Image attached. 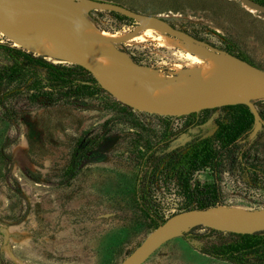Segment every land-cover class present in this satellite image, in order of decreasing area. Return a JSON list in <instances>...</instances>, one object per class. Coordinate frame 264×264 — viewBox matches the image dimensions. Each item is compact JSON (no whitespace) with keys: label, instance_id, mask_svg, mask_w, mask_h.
Here are the masks:
<instances>
[{"label":"rangeland","instance_id":"rangeland-1","mask_svg":"<svg viewBox=\"0 0 264 264\" xmlns=\"http://www.w3.org/2000/svg\"><path fill=\"white\" fill-rule=\"evenodd\" d=\"M97 1L151 17L264 72V14L238 0ZM79 15L97 33L125 34L110 43L108 53L141 66L147 76L168 78L174 66L186 69L197 54L134 40L136 33L147 30L134 19L92 9ZM0 45L16 47L1 34ZM45 56L54 64L75 65L66 55ZM211 58L202 67L195 64L192 73L219 63ZM0 64H8L2 50ZM124 69L114 77L141 80L138 72ZM142 89L148 95L147 81ZM174 90L180 94L177 87ZM248 98L255 107V123L247 107L238 102L169 117L131 109L100 89L73 103L18 117V138L9 148L2 144L15 135L14 128L0 117V264H121L151 231L178 211L177 201L171 203L175 198L171 192L154 194L168 202L159 221L140 210L133 189L142 156L151 151L156 157L183 147L194 137H209L219 121L237 112L245 111L251 120L240 142L246 148L242 163L264 176V97ZM165 139L170 141L164 143ZM74 159L79 162L78 172L68 178L66 168ZM194 180L208 183L211 177L202 171ZM225 181V205L220 207L235 210V215L264 209V184L233 189ZM174 233L143 264H234L212 256L220 245L234 240L228 233L205 228Z\"/></svg>","mask_w":264,"mask_h":264},{"label":"trees","instance_id":"trees-1","mask_svg":"<svg viewBox=\"0 0 264 264\" xmlns=\"http://www.w3.org/2000/svg\"><path fill=\"white\" fill-rule=\"evenodd\" d=\"M0 50L8 58V64H0V117L12 125L15 132L2 147L9 148L17 140L18 117L36 109L73 103L100 90L89 73L77 65L54 64L45 56L27 53L17 47L0 45ZM236 106L244 108L243 105ZM250 126V118L245 111H240L234 117L219 121L209 137H194L183 147L156 157L151 151L144 154L133 189L140 210L153 221H159L168 202L155 198L156 193L171 192L175 197L171 203L176 200L177 212H180L224 206L226 179L233 189L240 185L246 189L252 185L262 186V173L242 163L246 148L245 143L240 142ZM238 162L240 167L235 169ZM78 166L79 162L72 160L66 168L68 178L77 174ZM202 171L209 173L210 182L194 180V176ZM198 228L203 227L191 229ZM229 235L234 240L220 245L212 256L234 264L250 261L264 264V230L251 235Z\"/></svg>","mask_w":264,"mask_h":264},{"label":"water","instance_id":"water-1","mask_svg":"<svg viewBox=\"0 0 264 264\" xmlns=\"http://www.w3.org/2000/svg\"><path fill=\"white\" fill-rule=\"evenodd\" d=\"M238 1L244 7L264 14L263 6L251 0ZM31 5L33 7H30ZM68 9L102 10L134 19L142 25L143 29L157 30L168 37L181 39L197 45L206 50L207 53L221 55L236 67L234 75L218 89L210 101L198 99L177 107L157 103L143 92L142 85L146 81V73L148 72L143 71L141 66L132 63L122 55L114 53L101 50L86 53L85 39L78 30L70 26L69 22L71 21V23L82 27H85L86 23L83 20L72 18L61 12ZM42 11L51 14V18L21 26L14 24V17L16 15ZM44 33L55 35L68 59H71L75 65L88 72L102 91L122 105L137 111L169 117L197 114L200 111L215 109L225 104L232 97V93L242 85L252 86L264 95L263 71L205 42L199 41L183 31L177 30L151 17L134 13L116 4L97 0H0V34L10 40L17 48L27 53L36 54V47L38 46L40 37ZM93 40L106 43H116L118 41L102 39L100 37H93ZM97 56L112 58L119 61L124 67H128L133 73L138 72L141 77L140 92L136 96H125L118 93L111 77L104 74L91 61V58ZM124 67L115 71L111 76L117 75L119 71H124ZM236 99L239 104L247 107L255 123L257 115L252 102L239 98ZM207 211L208 209H191L172 214L151 231L121 264H143L160 244L174 238L176 236L174 231L179 229L203 227L234 235H251L264 230V209L235 215L226 221H221L219 218L209 215Z\"/></svg>","mask_w":264,"mask_h":264},{"label":"bare ground","instance_id":"bare-ground-1","mask_svg":"<svg viewBox=\"0 0 264 264\" xmlns=\"http://www.w3.org/2000/svg\"><path fill=\"white\" fill-rule=\"evenodd\" d=\"M83 11L84 10L68 9L62 13L78 19L80 16L79 13H82ZM49 18H51V14L46 11L21 13L14 17V24L17 26L27 25ZM86 24V27H79L76 24L70 23V26L78 30L85 39L86 53L92 52L94 50L108 52V49L111 48L110 43L94 41L93 37H100L107 40H118L125 35L110 34L105 32L97 33L95 29H93L88 23ZM133 39L139 41H152L163 48H177L184 53L194 52L198 54L192 57L190 56L193 59V64L187 65L186 69L180 66H174L170 72L171 76L168 78L160 77L154 73H151L150 76L146 77L148 96L151 100L157 103L177 107L198 99L210 101L218 89H220V87H222V85H224V83L234 75L236 69L232 63H230L221 55L207 53L204 49L197 45H193L190 42H186L181 39L168 37L157 30H143L142 32L136 33L135 36H133ZM35 53L40 55L51 54L53 56L65 55L60 43L56 39V36L52 33H44L40 37ZM209 56L218 59L219 63L216 66H213L202 72L192 73L195 68V64H198L200 67H202L203 65L211 63L212 58ZM104 58L107 60H104ZM91 61L104 74L111 77L118 93H121L125 96H136L140 92L141 80L138 77L116 76L120 82H122L118 83L115 77L111 76V71H117L121 69L120 65L122 64L119 61L101 56L93 57L91 58ZM108 65H110V68L107 67ZM175 87L180 90V94L175 92ZM248 97L258 98L264 97V95L252 86L242 85L232 93V97H230L228 102H237L236 98L251 101ZM233 211L235 210L224 207H216L209 209L207 213L211 216L219 218L221 221H226L235 216L236 211Z\"/></svg>","mask_w":264,"mask_h":264},{"label":"flooded vegetation","instance_id":"flooded-vegetation-1","mask_svg":"<svg viewBox=\"0 0 264 264\" xmlns=\"http://www.w3.org/2000/svg\"><path fill=\"white\" fill-rule=\"evenodd\" d=\"M252 2H254V3H256V4H258V5H261V6H263L264 7V0H251ZM113 4V3H112ZM115 4V3H114ZM116 5H118V4H116ZM119 6V5H118ZM121 7H123V8H125L124 6H121ZM125 9H127V8H125ZM127 10H129V9H127ZM131 11V10H130ZM133 12V11H132ZM112 13V12H111ZM135 13V12H134ZM114 14H116V13H114Z\"/></svg>","mask_w":264,"mask_h":264}]
</instances>
